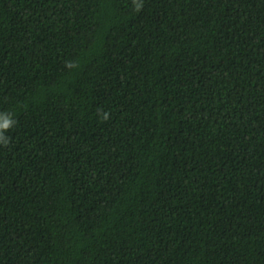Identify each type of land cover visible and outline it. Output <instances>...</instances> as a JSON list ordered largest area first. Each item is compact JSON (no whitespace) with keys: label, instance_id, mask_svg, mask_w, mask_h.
Instances as JSON below:
<instances>
[{"label":"trees","instance_id":"obj_1","mask_svg":"<svg viewBox=\"0 0 264 264\" xmlns=\"http://www.w3.org/2000/svg\"><path fill=\"white\" fill-rule=\"evenodd\" d=\"M0 113V264H264V0H0Z\"/></svg>","mask_w":264,"mask_h":264},{"label":"clouds","instance_id":"obj_2","mask_svg":"<svg viewBox=\"0 0 264 264\" xmlns=\"http://www.w3.org/2000/svg\"><path fill=\"white\" fill-rule=\"evenodd\" d=\"M141 8L140 4H136V10L139 11ZM68 67H72V64L69 63ZM110 118V113H104L103 119L108 120ZM16 121L12 118L11 115L7 113H0V144L4 145L5 147L8 146L10 143V138L5 136V132L12 128Z\"/></svg>","mask_w":264,"mask_h":264}]
</instances>
